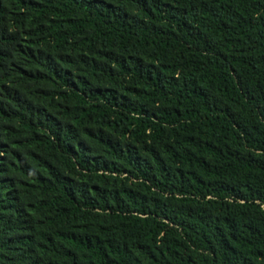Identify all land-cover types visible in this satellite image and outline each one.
Wrapping results in <instances>:
<instances>
[{"label":"trees","instance_id":"trees-1","mask_svg":"<svg viewBox=\"0 0 264 264\" xmlns=\"http://www.w3.org/2000/svg\"><path fill=\"white\" fill-rule=\"evenodd\" d=\"M0 264H264V0H0Z\"/></svg>","mask_w":264,"mask_h":264}]
</instances>
